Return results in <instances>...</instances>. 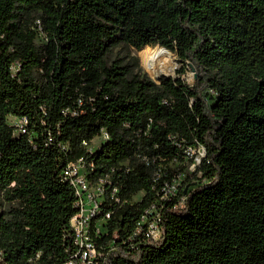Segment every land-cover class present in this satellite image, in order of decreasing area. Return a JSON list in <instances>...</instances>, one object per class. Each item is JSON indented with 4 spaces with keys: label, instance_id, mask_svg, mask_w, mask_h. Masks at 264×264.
<instances>
[{
    "label": "trees",
    "instance_id": "obj_1",
    "mask_svg": "<svg viewBox=\"0 0 264 264\" xmlns=\"http://www.w3.org/2000/svg\"><path fill=\"white\" fill-rule=\"evenodd\" d=\"M156 46L177 77L156 82L132 55ZM199 145L206 158L157 205L161 238L137 233ZM81 158L106 180L98 264H264V0H0V264L74 256L64 171Z\"/></svg>",
    "mask_w": 264,
    "mask_h": 264
},
{
    "label": "built area",
    "instance_id": "obj_2",
    "mask_svg": "<svg viewBox=\"0 0 264 264\" xmlns=\"http://www.w3.org/2000/svg\"><path fill=\"white\" fill-rule=\"evenodd\" d=\"M191 76L194 78L195 73H191ZM184 77L185 74H181V79L189 85ZM8 124L14 128V135H21L27 131L28 119L26 117L18 118L10 116L8 117ZM108 139V133L104 132L100 141H107ZM100 141H95L94 145L98 146ZM83 145L88 147L90 152H94V146L89 147L87 142H84ZM186 154L190 159H193L192 164L187 167L185 174L178 175L171 182L164 181L161 191L158 193V199L155 204L146 210L140 227L137 230V233L140 234L143 231L152 241H158L162 234L161 214L157 205L162 207L164 201L172 199L177 195L186 174L194 173L201 165L203 159L206 158V148L203 145L195 148L189 147L186 150ZM93 167V163H88L86 159L81 158L77 162L67 165L64 171L66 180L69 181L77 196L78 207V213L70 221L77 252L66 264H98L97 259L102 256L93 238V234L98 236L101 230L99 226L93 228L92 223L95 218L101 215V207L105 199L106 180H100L96 185L92 184L89 179V170H92ZM162 175V171L158 169L154 181L157 183L160 178H163ZM117 192L118 190L114 188L112 195L114 196ZM110 218L111 215L107 213L103 219L107 221Z\"/></svg>",
    "mask_w": 264,
    "mask_h": 264
},
{
    "label": "rangeland",
    "instance_id": "obj_3",
    "mask_svg": "<svg viewBox=\"0 0 264 264\" xmlns=\"http://www.w3.org/2000/svg\"><path fill=\"white\" fill-rule=\"evenodd\" d=\"M37 42L38 43H42V42H44V40L42 41V39H41L40 41H37ZM156 48H162V47L156 46V47H146L144 49H136V50H133L132 51V55L138 58V60L140 62L141 68L146 73H148L149 76L153 80H155L156 82H159L162 77H177L179 75L178 74V70L182 68V64L178 62L176 54H174L173 52H171V51H169V50H167L165 48H163V49H165L167 51V54L165 56L160 57L159 60H160L161 63L164 64V66H170V67H172L174 69V73L172 75L165 76V75L161 74L160 71H152L151 69L148 68L147 64L142 59L141 52L143 50H153V49H156ZM122 52H123L122 56L128 55V53L126 51H124L123 49L117 50L116 51V54L122 53ZM184 68H185V72L182 73V74H185V77H184L185 78V81L190 86H194L195 83H196V80H197V73H196V71L194 69V66L190 62H188V63L185 64ZM193 72L195 73L194 78H192V76H191V73H193ZM98 141H100V140H98ZM197 181H198V179L196 178L194 180V183H196ZM138 198L139 197H136L137 200H138ZM161 236H162V234H161ZM161 236H160V238H161Z\"/></svg>",
    "mask_w": 264,
    "mask_h": 264
},
{
    "label": "bare ground",
    "instance_id": "obj_4",
    "mask_svg": "<svg viewBox=\"0 0 264 264\" xmlns=\"http://www.w3.org/2000/svg\"><path fill=\"white\" fill-rule=\"evenodd\" d=\"M166 54L167 51L163 48L143 50L141 52L142 59L145 61L149 69L152 71H160L161 74L169 76L174 73V69L170 66H164L159 60L160 57L165 56Z\"/></svg>",
    "mask_w": 264,
    "mask_h": 264
},
{
    "label": "water",
    "instance_id": "obj_5",
    "mask_svg": "<svg viewBox=\"0 0 264 264\" xmlns=\"http://www.w3.org/2000/svg\"><path fill=\"white\" fill-rule=\"evenodd\" d=\"M188 192V187L186 188V190H185V193H187Z\"/></svg>",
    "mask_w": 264,
    "mask_h": 264
}]
</instances>
